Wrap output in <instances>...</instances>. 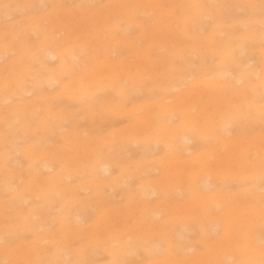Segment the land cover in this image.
<instances>
[{
  "label": "bare ground",
  "instance_id": "1",
  "mask_svg": "<svg viewBox=\"0 0 264 264\" xmlns=\"http://www.w3.org/2000/svg\"><path fill=\"white\" fill-rule=\"evenodd\" d=\"M33 1L12 0L14 4L25 7H29ZM53 1L57 3L59 0ZM113 1L107 6L90 10L93 17L90 20L83 17L78 18V15L75 14L84 13L80 5L70 8L71 12H76L72 17V24L70 25L69 23L67 26L69 28L61 25L59 27L57 22L48 24L46 28H42L40 23H35L36 41L28 43L29 41L23 40L21 42L20 40L24 48L23 56L26 58V63L24 62L23 65L19 66L16 65L18 64L16 62L5 65L9 77L6 79L7 81L5 79L0 81V127L5 126L8 128L7 131L0 130L1 142L21 129L32 127L35 129L39 126L43 128L44 132L47 129V132L49 130L52 131L53 127L55 128L59 124L57 122L56 125L53 119L75 121L77 115L79 116L80 114L82 117L88 116L102 119L107 115L125 113L133 116L136 120L134 124L130 125L132 128L127 131L121 129L110 131L111 133L106 137H98L86 142L82 141L81 138L78 139L77 133L69 131L70 134L67 136V133H65L66 136L65 138L63 137L64 141L68 142L66 144H69L71 139L72 141L74 140L73 143L75 142L79 145L77 144L78 147L71 146L74 150L78 148L77 151L71 153L68 150L66 155H62L58 149L53 150L55 148L53 146L48 151L46 149L48 147L45 148L44 146L45 151L41 146V152L35 140H32L31 143L21 149L27 161L32 165L43 163L42 167L50 169L51 167L45 165L46 163L42 161L43 159L47 160L46 157L50 154L51 159L55 160L57 158L63 163L62 170L52 171L45 177L41 175L39 177L40 168L37 169L35 166L31 169V176L29 175L31 180L27 188L20 191L17 188L11 196V199L16 202L24 201L28 196H44L52 204L55 203L59 209L64 211L60 218L61 223L59 222L63 236L55 238L54 233L50 232L53 237L51 248L42 247L41 249L40 246L39 250L35 251L34 249L38 248V245L26 244L22 249L24 255L28 258L27 262L40 264L41 260H44L43 255L49 251H54L57 256V249L60 248L65 240L77 239L81 235V227H78L81 216L74 213V215H70L69 212L71 208H76L78 205L81 206L90 197L83 200L77 198L78 200L66 201L65 199L66 202L62 203L60 197L68 195L73 190V184L71 187L65 178H68L70 174L73 176L74 172L78 174L87 173L93 178L90 176L91 180L89 183L91 181L96 183L95 186L97 188L113 184L117 177L112 176L111 167L117 164L119 155L128 148L125 147L130 142L139 143L151 139L162 144L164 150L167 151L168 160L163 168L168 174L159 180H143L141 183L142 192L138 195V200L134 199L133 196L131 197L132 207L136 210L132 217L134 216L135 219L136 216L137 229H144L147 231V235L162 236L167 242L168 250L173 255L182 249V242L175 240L179 231L175 228V225L183 218L186 220L198 216L200 221L204 222L203 226L207 225L208 228L220 227L223 238H218L216 245L207 253L206 262H197V264H262V261H264V246L260 244V237L264 236V203L261 204L259 201H264V193L262 194V191L257 192L256 188L264 184V132H260L261 128L259 132L253 135H247L245 131L239 132V129L235 130L230 136H227V132L230 125L238 123L264 127V49L262 50L261 70L257 71L254 67H249L248 62H245V54L249 50L250 44L255 41L260 45L259 41H264V29L261 34L254 29L251 30V33H254H250L251 35H231L219 29V22L217 23L218 25L215 23L216 26L214 24V27L206 33H196L195 21L202 20L205 16H223L222 4L217 6L219 0L215 3L216 5L210 3L212 0ZM147 10L154 14L150 19L141 17ZM2 13L1 11L0 18L10 16L9 12L4 13V15ZM32 19L35 21L34 18ZM260 22L264 24V19ZM234 24L236 23L234 22ZM130 26H135L140 33L137 36L125 35L124 31ZM66 29L77 30V33H70L62 40H58L53 36L54 32L58 30L65 31ZM17 33L21 32L9 30V28L0 23V47H10L14 43L12 38ZM80 37L85 39L87 37L90 41L95 39V42L97 41L101 45V54L105 55L109 61V64L106 63L107 65L103 66L101 63L105 64V62H102L101 59L100 66L94 67L95 72L91 75L94 76V79L87 77L89 75L88 69L78 71V76L80 77L76 79L78 68L70 64L71 52L76 49L77 45H80L75 39ZM101 39H106V41L103 43ZM137 41L142 42L144 44L143 47H137ZM95 42L92 44L94 45ZM123 44L135 47L134 57L130 61L125 60L119 54L120 46ZM96 45L99 46L98 44ZM161 48H165L166 51L159 55ZM114 54L115 57H112ZM193 54H200L203 59L212 58L214 55L217 57L218 61L214 65L206 63L202 65L209 67L210 76L197 75L192 69L189 56ZM53 58L56 60V66L51 67L50 65L42 73L46 77L47 75L51 77L47 81L49 85L60 82L59 92L47 94L41 96V98L39 96V99L34 96L25 98L24 95L29 94L31 89L36 87L38 83L36 78L34 79L35 81L28 83L29 79L27 76L30 74L35 76V72L31 73L30 69L32 67L35 68L37 65L41 68L47 59ZM1 59L2 55L0 54ZM155 61H158L157 63L163 68L167 65L168 70H159V66ZM2 69L4 67L1 66L0 71ZM234 69L238 71L235 76L232 73ZM64 74H68V79L62 82L61 79ZM70 74L72 76L71 79L69 78ZM186 78L191 81L188 83ZM181 84H188V87L180 90L179 86ZM137 87L148 88L160 94L174 92L169 101L162 100L163 96L160 95V97H156L151 101L141 102L142 105L133 103L134 105L129 107V109L123 110L124 104L132 100L129 96L130 93L134 92ZM18 89H22V91L18 92ZM60 95H69L70 98L85 101L91 107L90 109L80 110L78 112L80 114L74 111H69L70 113L67 114L66 110L63 112V106V110L60 109L61 107L58 108L61 111L55 109V111L57 110L56 112L54 110L47 112L50 107H53V103ZM7 98L11 102L5 105L3 101ZM33 109L37 110L34 112ZM40 109L47 110L45 111V116L36 117V113ZM173 118L175 119L173 120ZM62 121L59 125H61ZM16 125H22V127L18 130L15 127ZM193 136L203 138L206 136L215 140L217 144L188 154L193 148L192 145H189ZM35 147L37 148L35 149ZM1 154L3 155V153ZM6 155L8 154L6 153ZM51 159H48V161ZM163 159H156L155 163L163 161ZM1 161L4 160L1 159ZM192 164H196L197 168L193 169ZM119 165H122V163ZM150 165L151 161L147 164H145V161L137 162L134 165V171L143 173ZM102 175L107 177L101 179ZM217 175H222L229 180H247L251 186L247 187L248 189L245 191L223 194L220 190L210 188L212 184L208 179ZM85 183L87 184L88 182ZM104 187L108 188L107 186ZM175 188L186 189L191 196L188 204L180 206L184 208L183 217L172 216L169 221L164 223H150L151 213H157L159 204L156 200H147L148 191L151 190L149 195H154L159 190L171 195ZM142 193L143 196L141 197ZM11 199L7 197L0 198V234L10 233V231L16 229H27L37 234L39 242H42L47 237V234L42 235L43 233L40 234L38 231L41 227V213L44 209H49V207H43V205L46 206L47 204H41L39 208L21 207L17 211L9 213L8 209L12 208V206L10 207ZM131 219L129 218V220ZM98 223L102 222L97 220L94 224L97 227L90 230L88 234L95 235L97 233L100 241H103V245H107L106 250H108L111 257L116 258V256L130 253L134 245L120 235L121 230L108 228L106 223L98 226ZM47 230L45 231L47 232ZM128 231L132 232V230ZM88 244L84 242L83 245L82 242L81 245L84 249H87L89 247ZM7 250V246L0 244V259L5 258L6 254L4 252ZM234 253H246L248 260L239 263H229V260L233 259ZM39 254H41V257H39ZM30 258L32 259L30 260ZM234 259L236 260V258ZM171 262L184 264L183 261L176 259ZM193 263L194 260L192 259L189 264Z\"/></svg>",
  "mask_w": 264,
  "mask_h": 264
},
{
  "label": "rangeland",
  "instance_id": "2",
  "mask_svg": "<svg viewBox=\"0 0 264 264\" xmlns=\"http://www.w3.org/2000/svg\"><path fill=\"white\" fill-rule=\"evenodd\" d=\"M69 1L70 3L68 4ZM113 2H114L113 0H59L57 3H55V1L53 0H41V1L34 0L33 3L29 7H25L23 5L14 4L12 0H4V1L0 0V15H1V11L3 12L2 13L3 15L6 12L10 13V16L8 17L0 18V23L3 24L5 27L9 28V30H17L21 32V33H17V35L12 38L14 39V43H12V45L14 46L11 45L10 47L6 46L4 48L0 47V54L2 55V59L0 60V67L1 66L4 67V69L0 71L1 72L0 81L1 79L3 81L4 79L5 81H7L6 79H8L9 77L7 73L8 70H6L7 67L5 65H8V64L10 65L11 63L14 64V62H16L18 64L16 63L15 64L19 66L21 64L23 65L24 62L26 63V58H24L23 56L24 48L21 45L22 44L21 42H23V40H25L26 42L29 41L28 43H31V42L33 43V41H36L37 34H36V29L34 28L35 23H40V26L42 28H46L48 24H52L56 22L59 24V27L60 25L67 27L69 23L70 25L72 24V17L74 16V13L76 12V11L71 12L70 8H74L80 5L84 13L83 14L75 13V14L78 15V18L83 17L84 19L90 20L91 18L93 19L92 13L90 12V10L92 11L94 10V8L96 9L101 6H105V5L107 6ZM216 2L217 0H212L210 3L215 4ZM220 4H222V6ZM217 6L222 7L223 16L222 17L216 16V15H213V17L205 16L204 18H202V20L199 19L195 21L194 27L196 29L195 31L196 33H199V34L206 33L212 27L216 26V24L219 22H220L219 29L231 35L233 34L234 35L235 34L251 35V34H254V33H251V30H254V29L255 31L257 30L261 34V31L264 29V24L260 22L262 19H264V0H257V1L256 0H219V2H217ZM64 8H65V11H64ZM47 9L49 12L47 11ZM58 15H59V18H58ZM153 15H154L153 13L148 12L147 10L146 13L141 15V17L145 19H150ZM32 18H34L35 21H33ZM20 19H21V22H20ZM234 22L236 24H234ZM249 22H250V25H249ZM16 23H17V26H16ZM70 33L76 34L77 30H74V29L73 31H71L70 29H66L65 31L58 30L57 32H54L53 36H55V38H57L58 40L60 39L62 40V39H65L67 35H70ZM139 33L140 31L135 26H130L127 30L124 31L125 35H130V36H137ZM75 40L77 41L78 44H80L79 46L77 45L75 47L76 49L73 50V52H71L70 54V64L75 65V67L78 68L76 72L77 77L75 78L78 79L80 77L78 76V71L83 70V69H86V70L88 69L89 75L87 77L94 79V76H91L95 72L94 67L100 66L99 64L101 63V59H102V62H105V64L101 63V65L103 66L109 64V61L105 55L101 54V51H100L101 45L97 41L95 42V39H91L90 41L89 38L87 37L86 39L80 37ZM104 41H106V39H101V42L104 43ZM93 42H95L94 45L92 44ZM259 42H260V45L257 42L253 41V43L250 44L249 50L245 54L246 55L245 62H248L249 67H254L255 70L257 71L262 69L261 60L263 57L262 50L264 49V41L261 42L260 40ZM96 44H98L99 46H97ZM143 45L144 44H142V42L140 41L136 42L137 47H143ZM120 47H119L120 48L119 54L123 56L125 60H129V61L132 60L135 54V50H134L135 47L127 46L124 44L121 45ZM165 51H166L165 48H161V53L160 52L158 53H160L159 55H161ZM98 53L99 55H97ZM200 54H193L189 56V60L192 63V69H194L197 75L200 74L203 76H206V75L210 76L211 72H210L209 67H204L202 65H204L203 63L214 65L218 61V59L215 55L212 56V58L203 59L201 58ZM112 57H115V54L112 55ZM48 60H49V63H48ZM135 62L137 63V61ZM157 62L158 61H155V63L159 66V70L161 71L168 70L167 65L163 68V66L161 67V65H159ZM46 64L47 66L45 67ZM50 65L51 67L56 66L55 58L47 59L46 63L41 67L42 69L38 65L35 66V68L32 67L30 69L31 73L35 72V76L34 74L32 75L30 74L29 76H27L29 79L28 83L31 81H35L34 80L35 78L38 79L37 80L38 83L36 87L31 89L29 94L24 95L25 98L34 96L37 99H39V96L41 98V96H45L47 94H56L59 92L60 82H55L52 85H49L47 81H49L51 77H48L49 75H47L46 77V75L42 73L43 70L46 68H49ZM232 71H233L232 72L233 76L238 74V71L236 69ZM69 78L70 79L72 78L71 74ZM67 79H68V74H64L62 76L61 81L65 82ZM186 80L188 83L191 81L189 78H186ZM187 87H188V84H181L179 86V89L183 90V89H186ZM134 90L135 91L131 92L132 94L130 93L129 95L132 100L127 101L124 104L125 107L123 110L129 109V107H131L135 103H137V105H142L141 102H144L147 100L151 101L156 97H160V95L163 96L162 100L169 101L170 97L172 96V93L174 92L173 91V92H166L164 94H160V93L155 92L154 90L152 91V90H149L148 88H143V87H137V89H134ZM21 91L22 89H18V92H21ZM67 96L60 95L58 99L53 103L54 105L51 104L53 107H50V108H54V109L49 108L48 111L44 109L43 110L40 109L36 113L37 114L36 117L45 116V111L49 112L51 110H54V112H56L57 110L62 109V106L64 109V110L62 109L63 112L66 110V113L68 112L67 114L73 111L75 113H78L80 112V110L90 109L91 105L87 104V102L79 101L76 98H70L69 95ZM61 97L64 99H62ZM18 98L21 99L20 97ZM10 102H11L10 99L7 98L5 101H3V104L6 105V104H9ZM59 107L61 108L58 109ZM55 109L57 110L55 111ZM33 110L35 112L37 109H33ZM174 119L175 118H173V120ZM61 121H58L57 119H53V122H56V125H57V122L60 124ZM135 122L136 120L133 118V116L129 114H125V113L115 114L112 116L107 115L106 117L102 119H98L97 117H88V116L82 117V115L80 114L79 116L77 115V118L75 119V121L63 120L61 125L58 124L55 128L53 127L54 132L53 130L52 131L49 130V132H47L48 129L47 130L44 129L46 130L44 132L43 128H40L39 126L36 127L37 130L36 128L34 129L33 127L29 129L19 130L22 127V125L20 126H18L19 124L16 125L15 127H17L19 131H17L16 134H14L13 136L9 135L7 138L4 139L3 142H1L2 140L0 141V174L2 175V177L0 175V195L1 196L3 195L2 197L0 196V198L7 197L11 199L12 194L17 190V188H18V191H20L21 189L27 188L28 183L31 180L30 179L31 178L30 174L32 173L31 169H33L35 166L37 167V169L40 168L39 177L40 175L42 177H45L46 175L52 173V171L57 172L59 171V169L61 168L63 169L62 161H60L57 158L55 160L51 159L50 158L51 154L48 155V157H46L47 160L45 159L42 160L44 163H46L45 165H48L51 167L50 169L42 167L43 163L42 164L40 163L41 165L40 164L32 165L31 163H29L26 157L24 156L25 154L21 152V149H23L24 146L31 143L32 140L36 141V145L39 150H41V146H42L43 150H45V148L48 147L46 148L48 151V149L51 147L50 148L51 150L53 146L55 147L53 148V150L58 149L59 152L61 151L60 153L62 155H66L68 150L71 153L74 151H77L78 148L75 147L76 149L74 150V148L72 149L71 146L78 147L79 145L78 143H77L78 145L75 142L73 143L74 140L72 141L71 139H70V143L66 144L68 142L64 141V138L66 136L65 133H67V136H68L70 134L69 131H73L77 133L76 135L77 138L78 139L81 138L82 141L86 142V141H89L91 139H95L98 137H106L108 134H110L112 131H115V130L121 129V130L127 131L130 128H132V126L130 127V125L134 124ZM238 124H236L237 126L236 125L229 126V129H228L229 131L227 132V136H230L231 134H233V132H235V130L237 129H239V132L245 131L246 132L245 134L247 135L256 134L261 129L262 130L260 132H264V129H263L264 127L259 126V125L253 126V125L244 124V123H238ZM7 128L5 126H1L0 130L7 131ZM90 135L91 136L93 135V136L91 137ZM208 138L209 137H206V136L204 138L193 136L192 140H190V143H189V145H192L193 148L188 154L197 152L198 150H201V149L209 148L212 145L217 144L215 140L211 138H209L208 140ZM153 141L154 140L150 139L149 141H143L139 143L130 142L129 145L125 147V148L127 147L128 148L126 149L125 152L119 155L117 164L113 165L114 168L111 167L112 176L117 177L116 181L118 182L115 183L116 182L115 181L114 182L115 184L113 183L110 185L108 184L104 185V186H107L108 188H105L104 186H102L103 188L102 187L97 188L95 186L96 183L92 181H91L92 184L89 183L91 180L90 179L91 175L90 174L88 175L87 173L78 174L74 172L73 176L72 174H70L68 178H65L66 182L69 183L70 186L73 184L72 185L73 192L71 191L68 195L61 194L63 195V197L60 195L62 197V198L60 197L62 203H65L67 200H78V199L83 200V199L90 197L88 198V200L87 199L85 200L86 202L87 201L90 202L89 204L88 202L87 203L84 202L85 205L84 203H82L81 206L78 205L76 206V208H73V209L71 208V211L69 209L70 215L78 214L81 216V220L78 222L79 223L78 227H81L80 229L81 235L79 236V238H77L79 240L73 239V238L65 240L63 244L60 246V248L57 249L59 253V254L57 253L58 257L55 255L54 251H49L45 253L43 255L44 260L42 259L40 264H91V263L92 264H133V263L134 264H174L171 261L175 259L183 261L184 264L185 263L189 264L192 259L194 260L193 264H197V262L199 263L206 262L207 253L213 249L214 245H216L218 238L219 239L223 238V235H222V231L220 227L219 228H213V227L208 228L207 225L203 226L204 222H201L198 216H196L195 218H190L186 220L183 218L178 224L175 225V228L179 230L175 240L177 242H182V249L178 250L176 254H173V255H172V252L168 250L167 242L162 236L147 235L148 233L144 229L142 228L137 229L138 223H137L136 216H135V219H134V216L132 217V215L135 214L136 210L132 207L131 197L133 196L134 199L138 200L137 199L138 195L142 192L141 183L143 182V180H159L162 177L167 176L168 174V172L163 168L165 166V162L168 160V154L166 153L167 151L164 150V147L162 146V144L156 141L154 142ZM37 147H35V149ZM63 151L65 154L63 153ZM1 153H3V155ZM6 153L8 155H6ZM11 154L13 156H9ZM162 158H164L163 161H158L157 163H155V161H157L158 159L161 160ZM1 159L4 161H1ZM48 159H51V160L48 161ZM141 161H145V164L151 161V165L147 167L146 171L143 173L135 172L134 165L137 162H141ZM121 163L122 165H119ZM192 167L193 169L197 168L196 164H192ZM104 177L106 178L107 176L102 175L101 179H104ZM208 180L212 184L210 186L211 189L220 190L223 194L245 191L251 186L250 182L247 180H242V179H230L229 180L222 175L212 176L211 179H208ZM85 182H88V183L86 184ZM263 186L264 184H262L261 186H258V188H256L257 192L262 191L261 193L263 194L264 193ZM150 191L151 190L148 191V195L146 196L147 200L148 201L156 200V202L159 204L157 213H151L150 223L152 224H155L158 222L164 223V222L169 221V219L172 218V216H175L177 218L183 217L184 208L180 206H182L183 204H188L190 201V197H191L189 192L186 189L184 190V189L175 188L174 192L171 195L163 190L162 191L159 190L154 195H149ZM96 194L97 196H95ZM102 194H104L105 196ZM142 196H143V193L141 194V197ZM102 198L103 199L105 198V199L103 200ZM259 202L261 204L264 203V201H261V200ZM41 204H47V205L49 204L48 206L43 205V207H49V209H44L41 213L42 214L40 217L41 227L38 233L40 234L43 233L42 235L47 234V237L42 242H39L38 237L36 236L37 234H34L31 230H27V229H21V230L16 229L14 231H10V233H1L0 234V244L7 246L8 250L4 252V254H6L5 258L0 259V264H15V263L16 264H30L27 262L28 258L24 255L23 249H22L26 244L29 243V244L38 245L37 246L38 248L34 249L35 251L39 250L40 246H41V249L42 247L51 248L53 244L52 243L53 242L52 233H54L55 238H58V237L61 238L63 236L61 232V224L59 225V222H60V218L62 217L64 211L59 209L58 206L55 205V203L52 204L50 200L48 198H45L44 196L43 197L42 196H28L24 199V201H17V202L11 199L10 207L12 206V208H9L8 211L9 213H12L14 211H17L21 207H27V208L29 207L37 208L38 207L39 208L41 207ZM179 207L180 209H178ZM129 218L130 219L132 218V219L129 220ZM97 220L99 222H102V223H98V226L100 224L103 225L106 223L108 228H111V229L118 228L115 230H118V231L121 230L120 235H122L125 240H128V242H131L134 245V248L130 251L129 254H125V255L122 254V255L116 256V258H113L109 255L108 250H106L107 245L105 246L103 245V241H100L97 233L95 235L88 234L90 230L97 227V225H94ZM45 230H47V232ZM128 230H132V232H129ZM2 237L3 239H1ZM82 242H83V245H84V242L89 243L88 244L89 247L87 249L86 248L84 249V247L81 245ZM260 244L264 246V236L260 237ZM233 255H234L233 259H230L229 263L231 262L239 263L241 261L244 262L248 260L246 253L245 254L234 253ZM39 257H41V254H39ZM187 258H190V259H187ZM234 258H236V260ZM31 259L32 258H30V260Z\"/></svg>",
  "mask_w": 264,
  "mask_h": 264
},
{
  "label": "snow or ice",
  "instance_id": "3",
  "mask_svg": "<svg viewBox=\"0 0 264 264\" xmlns=\"http://www.w3.org/2000/svg\"><path fill=\"white\" fill-rule=\"evenodd\" d=\"M262 264H264V261H262Z\"/></svg>",
  "mask_w": 264,
  "mask_h": 264
}]
</instances>
